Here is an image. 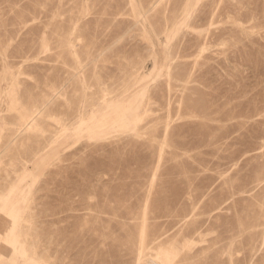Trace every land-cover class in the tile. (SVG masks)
<instances>
[{
    "label": "rangeland",
    "instance_id": "rangeland-1",
    "mask_svg": "<svg viewBox=\"0 0 264 264\" xmlns=\"http://www.w3.org/2000/svg\"><path fill=\"white\" fill-rule=\"evenodd\" d=\"M0 205V264H264V0H0Z\"/></svg>",
    "mask_w": 264,
    "mask_h": 264
},
{
    "label": "bare ground",
    "instance_id": "bare-ground-1",
    "mask_svg": "<svg viewBox=\"0 0 264 264\" xmlns=\"http://www.w3.org/2000/svg\"><path fill=\"white\" fill-rule=\"evenodd\" d=\"M144 13V12H143ZM141 74V73H140ZM55 95V94H54ZM51 100V99H50ZM44 104V103H43ZM94 104V103H93ZM87 105V104H86ZM85 105V106H86ZM37 111V110H36ZM32 122V121H31ZM20 124V123H19ZM29 125V124H28ZM5 202V201H4ZM2 205V204H1ZM0 205V206H1ZM2 210V209H1ZM3 214H5V213H3ZM8 225V224H7ZM7 228H9V227H7ZM11 229V228H10ZM11 231H13V229L11 230ZM16 246V245H15ZM24 251V250H23ZM22 252V251H21ZM26 253V252H25ZM165 256H166V253L164 254ZM24 256V255H23ZM25 258V257H24ZM163 258V257H162ZM170 259H172L171 257H170ZM164 260V259H163ZM170 261V260H169ZM166 262V261H165ZM171 262V261H170Z\"/></svg>",
    "mask_w": 264,
    "mask_h": 264
}]
</instances>
